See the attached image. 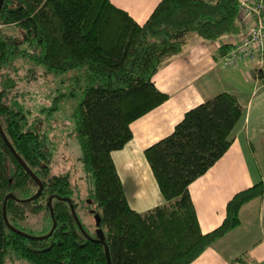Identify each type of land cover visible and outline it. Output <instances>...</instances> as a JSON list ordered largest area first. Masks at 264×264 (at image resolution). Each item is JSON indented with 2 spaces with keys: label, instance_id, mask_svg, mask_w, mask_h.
<instances>
[{
  "label": "trees",
  "instance_id": "obj_1",
  "mask_svg": "<svg viewBox=\"0 0 264 264\" xmlns=\"http://www.w3.org/2000/svg\"><path fill=\"white\" fill-rule=\"evenodd\" d=\"M238 16L237 0H158L141 23L110 0H1L0 128L42 187L36 198L22 201L37 186L0 137V264H106L97 238L110 264H189L239 224V208L264 193V175L232 194L220 223L205 233L188 191L232 142L244 108L231 93L188 108L165 136L143 148L161 204L131 209L111 158L131 139L130 124L168 99L153 76L188 34L204 40L236 36ZM232 48L224 41L212 56L222 59ZM69 70L75 71V87L68 96L81 93L70 115L87 183L82 199L74 196L68 173H51L44 148L43 119L67 94L48 99L39 82ZM256 71L262 78V68ZM7 194L13 196L4 203L7 223L32 236L51 227L50 198V235L29 239L11 231L2 219Z\"/></svg>",
  "mask_w": 264,
  "mask_h": 264
},
{
  "label": "crops",
  "instance_id": "obj_2",
  "mask_svg": "<svg viewBox=\"0 0 264 264\" xmlns=\"http://www.w3.org/2000/svg\"><path fill=\"white\" fill-rule=\"evenodd\" d=\"M110 1L116 7L125 10L137 23L143 22L158 2V0ZM241 23L239 34L225 37V41L234 43L246 33L249 22ZM216 47L204 42L197 43L186 54L171 57L158 69L153 81L159 90L168 95V99L133 121L130 124L131 139L121 149L111 153L123 194L131 209L141 212L163 202L153 178H150L152 176H149L151 174L146 172L142 150L165 136L185 110L216 94L212 91L215 85L213 81L218 82L219 77L212 72L211 60L208 58V55L213 58ZM249 62L257 64L255 74L259 67L264 66V60L260 61L258 58L246 61L243 65H250ZM210 71L211 77L207 78ZM261 79L263 82L254 83L250 96L245 101L237 100L243 106L244 113L230 133L232 142L227 150L205 173L188 185L201 233L210 231L220 223L224 216L226 201L235 192L250 186L254 177L253 172L259 173V168L263 164L260 161L264 162V149L261 150L264 143H259L257 147L253 144L255 138L264 139V78ZM257 91H261V94L253 101ZM235 229L215 240L194 261L199 260L197 264H228L227 260L221 257L222 245L236 237ZM253 250L254 246L251 249L252 253ZM248 263L253 264L251 261Z\"/></svg>",
  "mask_w": 264,
  "mask_h": 264
},
{
  "label": "rangeland",
  "instance_id": "obj_3",
  "mask_svg": "<svg viewBox=\"0 0 264 264\" xmlns=\"http://www.w3.org/2000/svg\"><path fill=\"white\" fill-rule=\"evenodd\" d=\"M120 1L125 2L126 0ZM240 24L242 25L241 20ZM224 41V37L215 40H204L189 33L186 43L181 46L178 54H186V52L195 47L197 43L204 42L218 46ZM208 58L211 60L212 72L219 77L218 82L212 80L215 84L213 86L214 90H212L214 91L213 93L222 91L234 93L238 101L239 99L245 101L250 96L251 88L254 86V83L263 82L254 72V69H256L255 67H257V64L254 62H249L250 65L247 66H244L242 62L234 66H224L219 57L213 59L208 55ZM261 68L262 78H264V66H261ZM74 74V70H69L62 73L46 75L47 81L45 79L41 80L39 84H41V88L42 90L44 89L48 99L53 98L59 93L64 95L67 94V97L63 96V98L57 102L56 109L47 114L46 118L43 119L42 127L45 126L48 129L44 128L43 130L44 148L48 154V164L51 173H68L71 184L73 186L75 185L73 188L74 196L76 195L77 198L82 199L87 192V183L84 179L82 168L77 160L80 155V150L75 139L74 130L72 129L73 122L70 115V111L80 99L81 93L78 89H75L73 97L68 96V93L75 87V83L72 79ZM210 77L211 71L207 74V78ZM81 84L82 83H79V85ZM35 88L36 87H34V89ZM260 94L261 91H257L253 97V101L256 100ZM26 104L29 105V102H26ZM31 113H34L32 107ZM259 143H264V139L255 138L253 140V144L256 145L255 147H257ZM263 149L264 146L261 145V150ZM260 163H263L259 168V173L261 174H259L258 171H254V177L250 185L258 181L260 175H264V162L260 161ZM144 164L147 170L146 172L151 174L145 160ZM262 195L248 200L239 208L240 210H238L239 224L235 227L236 229L234 231L236 237L229 239L222 245L223 251L221 257L226 259L228 264L230 262L234 264H243V262L234 261V258H240L242 261L245 260L244 262L247 264H249L248 261H251L253 264H259L264 261V199L261 200ZM242 208H244L243 211ZM86 216L88 215L82 214L80 216L84 224L87 222ZM253 246V253L255 256L251 252ZM197 262H199V260L194 261L192 264H197ZM14 264L24 263L19 261Z\"/></svg>",
  "mask_w": 264,
  "mask_h": 264
},
{
  "label": "built area",
  "instance_id": "obj_4",
  "mask_svg": "<svg viewBox=\"0 0 264 264\" xmlns=\"http://www.w3.org/2000/svg\"><path fill=\"white\" fill-rule=\"evenodd\" d=\"M237 12L249 25L246 33L233 43V48L223 55L224 66L255 58L264 60V0H237Z\"/></svg>",
  "mask_w": 264,
  "mask_h": 264
},
{
  "label": "water",
  "instance_id": "obj_5",
  "mask_svg": "<svg viewBox=\"0 0 264 264\" xmlns=\"http://www.w3.org/2000/svg\"><path fill=\"white\" fill-rule=\"evenodd\" d=\"M0 5H1V0H0ZM0 137L1 139L3 140L4 144L8 147L9 151L11 152V154L14 156V158L17 160V162L20 164V166L29 174V176L32 178V180L35 182L36 186H37V189L36 191L34 192L33 195H31L30 197L22 200L23 202L25 201H29V200H32L34 198H36L39 194H40V191H41V187H42V184L41 182L39 181V179L29 170V168L25 165V163L17 156V154L14 152V150L12 149V147L10 146V144L8 143V141L6 140L1 128H0ZM7 198H13V196L11 194H7L4 199H3V205H2V219L3 221L5 222L6 226L13 232L19 234V235H22L26 238H29V239H41V238H46L50 235L51 231L53 230L54 226H55V222L53 221V218H52V213H51V209H50V206H49V201H50V198H48L47 200V204H48V210H49V215H50V218L52 220V223H51V227L49 229V231L43 235V236H32V235H29V234H26L22 231H19L17 230L16 228L10 226L7 221H6V217H5V210H4V203L6 201ZM62 200H65V201H68L66 198H62ZM69 209H70V213L72 215V218L74 219L75 221V224L77 226V228L79 229V231L83 234V236L86 238V239H89V237L84 233V231L82 230L75 214H74V211H73V208L71 206V204H69ZM94 240V239H92ZM96 241L100 242L103 246V252H104V255H105V261H106V264H110L109 263V258H108V254H107V249H106V246L104 244V242L100 239V238H97Z\"/></svg>",
  "mask_w": 264,
  "mask_h": 264
}]
</instances>
